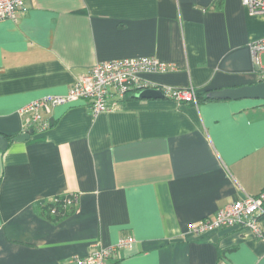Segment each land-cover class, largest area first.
<instances>
[{"label": "crops", "instance_id": "1", "mask_svg": "<svg viewBox=\"0 0 264 264\" xmlns=\"http://www.w3.org/2000/svg\"><path fill=\"white\" fill-rule=\"evenodd\" d=\"M263 38L264 13L241 0H30L0 19V132L22 133L20 107L101 61L155 57L171 68L145 73L148 85L198 93L259 83L251 45ZM147 89L98 114L85 100L54 107L50 128L0 149V264H77L127 236L119 264H264V238L247 228L189 231L264 191V99ZM62 194L77 211L43 216L39 202Z\"/></svg>", "mask_w": 264, "mask_h": 264}, {"label": "built area", "instance_id": "2", "mask_svg": "<svg viewBox=\"0 0 264 264\" xmlns=\"http://www.w3.org/2000/svg\"><path fill=\"white\" fill-rule=\"evenodd\" d=\"M30 0H0V19L17 20L19 12ZM251 14L264 13V0H241ZM252 57L256 67L261 69L264 81V64L260 56L264 52V38L251 45ZM170 66L155 57L140 56L126 59L101 61L91 70L77 78L65 94H47L32 100L18 109L22 122V132L33 129L34 132L47 130L52 122L48 114L52 108L73 101L85 100L95 114L111 110L123 100L132 87L152 88L165 97L179 102L198 104V91L193 86L171 87L151 86L144 81L148 72H165ZM71 195V196H70ZM67 196V203L77 200L76 195ZM57 200V197H54ZM264 217V191L256 196H247L235 200L220 208L214 216L201 219L189 226L195 236H201L223 227L240 226L249 229L257 237L264 238L261 219ZM136 242L133 236H127L110 246L96 244L84 257H77V264H119L115 259L122 248L132 247ZM114 259V262H110Z\"/></svg>", "mask_w": 264, "mask_h": 264}, {"label": "water", "instance_id": "3", "mask_svg": "<svg viewBox=\"0 0 264 264\" xmlns=\"http://www.w3.org/2000/svg\"><path fill=\"white\" fill-rule=\"evenodd\" d=\"M140 96L149 98H164L165 96L155 89L143 90ZM208 97L212 99H237V98H254L264 99V81L256 84L246 85L235 88H225L215 91H209ZM33 129L28 132H22L12 137L14 142H25L31 138ZM10 139L8 136L0 132V149L5 150L9 146Z\"/></svg>", "mask_w": 264, "mask_h": 264}, {"label": "trees", "instance_id": "4", "mask_svg": "<svg viewBox=\"0 0 264 264\" xmlns=\"http://www.w3.org/2000/svg\"><path fill=\"white\" fill-rule=\"evenodd\" d=\"M140 91V87H132L125 95L123 99H131L137 95ZM198 103L205 101V100H213L212 98L208 97V92L198 93ZM13 136L9 137L11 140ZM73 195V194H72ZM67 194L58 195L57 200L52 199H44L39 202V207L41 209V214L48 219L53 221H58L66 218L67 216L71 215L72 213L77 211L78 207V199L76 201L71 202L70 204L67 203ZM71 196V195H70Z\"/></svg>", "mask_w": 264, "mask_h": 264}]
</instances>
